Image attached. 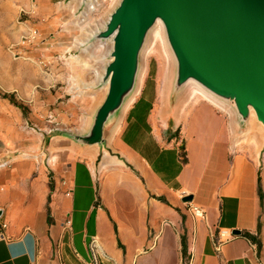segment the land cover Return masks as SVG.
Wrapping results in <instances>:
<instances>
[{
    "label": "crops",
    "instance_id": "obj_1",
    "mask_svg": "<svg viewBox=\"0 0 264 264\" xmlns=\"http://www.w3.org/2000/svg\"><path fill=\"white\" fill-rule=\"evenodd\" d=\"M172 94L148 68L97 132L92 116L72 129L49 104L25 115L0 98V264H92L93 250L99 264H264V136L249 143L231 102L179 113ZM218 229L241 234L217 248Z\"/></svg>",
    "mask_w": 264,
    "mask_h": 264
},
{
    "label": "rangeland",
    "instance_id": "obj_2",
    "mask_svg": "<svg viewBox=\"0 0 264 264\" xmlns=\"http://www.w3.org/2000/svg\"><path fill=\"white\" fill-rule=\"evenodd\" d=\"M90 2L96 3V10H90ZM120 2L0 0V98L10 101L25 115L38 102L49 104L51 112L62 118L63 126L67 123L72 129H80L86 116H92L94 130L99 131L97 119L109 93L107 84L112 75L110 65L114 61L111 54L114 32H110L107 22ZM30 28L39 30L31 41L25 39ZM168 35L170 37L169 30ZM149 44L155 50L146 54L143 48ZM137 64L141 74L143 71L142 82L148 68L158 77L161 99L167 98L173 88L172 98L173 102L178 99L179 113L192 112L200 103L209 105L217 113H224L207 99H190L204 97L181 77L180 65L174 60L169 62L161 40L152 34L144 35ZM140 80L141 75L139 84ZM130 95L126 90L111 114L117 113ZM224 96L249 123V143L259 145L257 136H250V133L264 136V124L254 106L249 104L240 109L235 91L226 90ZM222 106L229 111V105L222 103ZM187 255L183 256L181 264L188 263Z\"/></svg>",
    "mask_w": 264,
    "mask_h": 264
},
{
    "label": "water",
    "instance_id": "obj_3",
    "mask_svg": "<svg viewBox=\"0 0 264 264\" xmlns=\"http://www.w3.org/2000/svg\"><path fill=\"white\" fill-rule=\"evenodd\" d=\"M158 13L179 55L181 77L192 74L210 88L235 91L240 109L252 104L264 123V0H123L109 26L118 29L99 129L129 86L144 33Z\"/></svg>",
    "mask_w": 264,
    "mask_h": 264
},
{
    "label": "bare ground",
    "instance_id": "obj_4",
    "mask_svg": "<svg viewBox=\"0 0 264 264\" xmlns=\"http://www.w3.org/2000/svg\"><path fill=\"white\" fill-rule=\"evenodd\" d=\"M119 1H121L120 4L114 10V12L111 13V15L109 17V20L107 22L108 23V27L110 26V22H111V18L113 16V14L119 8V6L121 5L123 0H119ZM88 6H89L91 11L97 9L96 3H91L90 2ZM117 29H118V27L116 28V31L114 32V35L111 38V43H112V45H111V54H112V58L113 59H114L115 35H116V32H117ZM164 33H165V36H164ZM147 34H152V36H154L156 39L159 38L161 40V42L163 44L164 51H165V53H166V55H167V57L169 59V62L171 60L172 61L174 60V62L176 64L180 65L179 55H178L177 50L175 49L173 43L171 42V39H170V37L168 35L167 23H166L165 19L163 18V16L161 14L158 13V14L155 15L154 19L152 20V22L147 27V29H146V31L144 33L145 36H147ZM165 38H166V40H165ZM143 49H144V52L146 54H151L155 50V47L152 46L151 44H149V45L145 46V48H143ZM140 75H141V80H140V84H139ZM142 77H143V71H142V74H141V68H139V65L136 63L134 71H133V75H132V80H131L129 86L127 87V89H126L131 94L129 99H128V102H131L134 99L135 95L139 92L140 87L142 85ZM186 81H187L188 84L192 85L191 87H193V89L196 91L197 94H201L205 99H207V100H209V101H211V102H213V103H215V104H217V105H219L221 107H222V103L227 104V102H226L227 98L224 96V91L208 87L199 78H197L196 76H194L192 74L187 76ZM111 84H112V77H111L110 80H108L107 91L110 90ZM253 116H254V113H253ZM262 124H264V123L262 122Z\"/></svg>",
    "mask_w": 264,
    "mask_h": 264
},
{
    "label": "built area",
    "instance_id": "obj_5",
    "mask_svg": "<svg viewBox=\"0 0 264 264\" xmlns=\"http://www.w3.org/2000/svg\"><path fill=\"white\" fill-rule=\"evenodd\" d=\"M29 31L30 32L27 33L26 38L24 37L27 40L30 39L29 41L36 38L37 35L39 34L38 29L30 28ZM70 192H71V190L68 192V194ZM188 211L190 212V215H191L194 222L203 221L207 217V211L203 207L192 204V203L189 205ZM7 227H8V223L1 217L0 218V239L6 238ZM213 236H214V242H215L216 247L220 248V246L223 243H225L227 240H230L233 237H235L236 234H234L233 231H231V230L218 229V231ZM92 264H99L98 263V256H97L95 250H93V262H92Z\"/></svg>",
    "mask_w": 264,
    "mask_h": 264
},
{
    "label": "trees",
    "instance_id": "obj_6",
    "mask_svg": "<svg viewBox=\"0 0 264 264\" xmlns=\"http://www.w3.org/2000/svg\"><path fill=\"white\" fill-rule=\"evenodd\" d=\"M245 235L248 236V237H250L251 239H254V237L251 236L249 233H246Z\"/></svg>",
    "mask_w": 264,
    "mask_h": 264
}]
</instances>
